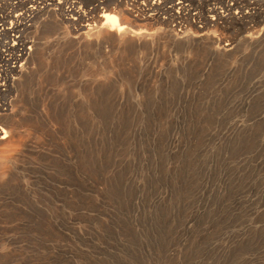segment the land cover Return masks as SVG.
I'll return each instance as SVG.
<instances>
[{
  "label": "rangeland",
  "instance_id": "374dc122",
  "mask_svg": "<svg viewBox=\"0 0 264 264\" xmlns=\"http://www.w3.org/2000/svg\"><path fill=\"white\" fill-rule=\"evenodd\" d=\"M107 1L93 26L116 8ZM238 2L233 14L250 18L208 32L230 44L221 57L164 44L77 51L81 30L67 22L57 48V28L35 31L36 18L22 34L27 75L8 96L28 141L20 164L56 204L53 264H264V10ZM161 3L165 20L147 31H183L186 12ZM197 3L184 0L200 26L209 8L226 16L219 1ZM39 49L46 68L32 61Z\"/></svg>",
  "mask_w": 264,
  "mask_h": 264
},
{
  "label": "bare ground",
  "instance_id": "6f19581e",
  "mask_svg": "<svg viewBox=\"0 0 264 264\" xmlns=\"http://www.w3.org/2000/svg\"><path fill=\"white\" fill-rule=\"evenodd\" d=\"M87 1H93L94 5L84 12L79 7H73L67 10L68 14L60 11V18L56 12L44 11L38 14L34 22L35 31L48 26L56 27L57 37L55 39L58 42L55 47L59 48L62 44L69 42V36L63 23L77 25L81 30L78 34L81 35L79 40L73 44L77 51L103 47L115 50L132 47L139 52L157 51L164 44L170 50H178L179 47L180 49H206L210 52L211 57H221L222 53L231 49L230 44L225 43L224 47L221 46L220 41L208 33L209 29L215 31L228 21H243L252 15L233 14L240 3L239 0H232L233 3L230 4V0H197V5H199L197 9H200L204 3L207 5L208 2L219 1L226 16L222 15L223 12L217 13L213 7L209 8V13H213L210 16V22L204 21L203 25L199 26L195 24V19L200 20V16L197 18L196 13L190 14L189 10L185 9L184 23L182 22L183 31L178 33L173 27L169 28L168 26V28L159 27L158 32L150 33L146 27L161 25V19H157L158 17L144 20L135 19L121 3L115 1L112 4H115L116 8L110 11L105 10L100 15L101 19L95 20L97 25L93 26L92 23L96 17L92 11L97 12L99 9L109 7L108 1ZM246 4L252 9L264 10V0H247ZM176 5L183 7L184 0H178ZM10 18L11 15L0 17V40L3 37H10L11 34H19L22 37V34L27 31V26L22 21V14L18 13L12 18L14 22H10L9 26H6V21H9ZM260 18L264 19V16ZM248 39L247 43L249 44L256 42L252 35H249ZM12 45L13 48L8 49V54L5 57L0 54V117L6 118L4 123L7 128L4 130L0 127L2 135L6 134L0 137V264H43V261L53 264L54 242L58 234L56 204L51 201L50 208H46L43 202V189L34 184V175L25 171L20 164L22 151L19 147L27 150L28 141L21 139L18 115L13 111V100L8 96L9 89L13 84L16 81L18 84L22 83L26 77L25 70L31 51H23L20 57L15 56L14 45L16 43ZM17 46H22V39L19 38ZM41 55L42 50L39 49L33 55L32 61L33 63L37 61L40 67L45 66L46 68L48 63L43 64L40 60ZM83 98L85 106L83 108H85L86 114L90 94H85ZM51 193H49L50 197L54 198L55 194L51 195Z\"/></svg>",
  "mask_w": 264,
  "mask_h": 264
},
{
  "label": "built area",
  "instance_id": "2783aa9c",
  "mask_svg": "<svg viewBox=\"0 0 264 264\" xmlns=\"http://www.w3.org/2000/svg\"><path fill=\"white\" fill-rule=\"evenodd\" d=\"M6 1H7L6 6L8 10L7 15H11L15 17L18 13L22 14L23 17L22 21L25 24V26H27V28L31 27L33 20L38 14L46 10L54 11V12L62 11L63 13L68 14L67 10H70L73 7H79L77 0L75 1L74 0H6ZM116 1L121 3V5H123L129 11V14L135 19L144 20V19H153L158 17L157 19L165 20V17H163L161 13H157V11H160L159 8L157 7L162 5L161 0H116ZM171 1L172 0H170V6L167 9H165L164 12L172 13V11L174 10L173 8H175L176 6L178 10L185 11L186 9L185 5L183 7L176 5V2H178V0L177 1L175 0L176 2L175 3L173 2V5L171 4ZM1 2H4V0H0V3ZM149 3H151V5H149ZM79 8L81 10V7ZM163 8H165L164 5ZM1 12L6 14V12H3L0 9V13ZM177 14L179 13L177 12ZM195 24L199 25L200 23L198 22ZM178 25H179L178 28L182 26L180 23H178ZM19 38L21 39L20 35L11 34L10 37L8 36V37H4L3 40L1 39L0 45H2L1 46L2 48H6V49L0 48V54L3 55L5 51L7 52L9 51L8 50L9 48H13V45H11L13 43H16V45H14L15 52L17 47H22L20 50L21 53L23 51L25 52L30 51L31 44L29 42H24V40L22 41V46H17ZM5 39L9 40V42H4ZM21 53H19V55L17 56L20 57ZM3 56L5 57L6 55ZM0 134H3L2 131L0 132Z\"/></svg>",
  "mask_w": 264,
  "mask_h": 264
}]
</instances>
